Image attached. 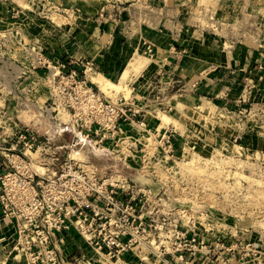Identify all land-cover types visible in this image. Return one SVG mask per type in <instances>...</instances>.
Returning <instances> with one entry per match:
<instances>
[{"label":"rangeland","instance_id":"obj_1","mask_svg":"<svg viewBox=\"0 0 264 264\" xmlns=\"http://www.w3.org/2000/svg\"><path fill=\"white\" fill-rule=\"evenodd\" d=\"M98 1L11 0L12 20L0 19V46L35 73L11 92L14 110L0 103V130L10 120L32 125L42 139L65 144L58 155L76 169L121 175L140 192L133 256L115 262L87 245L89 256L74 264H264V0ZM161 9L201 49L214 48L201 61H218L188 69L174 88L152 82L154 96L142 105L131 97L130 74L155 57L153 44L143 40L139 56L113 51L120 41L129 47L143 19L158 20ZM122 16L116 40L110 29ZM112 59L118 67H106ZM100 73L103 85L94 79ZM90 87L138 101L135 122L122 121L115 135L101 131L92 123L99 112L87 109ZM166 128L174 130L171 147L161 140Z\"/></svg>","mask_w":264,"mask_h":264},{"label":"built area","instance_id":"obj_2","mask_svg":"<svg viewBox=\"0 0 264 264\" xmlns=\"http://www.w3.org/2000/svg\"><path fill=\"white\" fill-rule=\"evenodd\" d=\"M84 91L85 100L98 104L88 101L89 113L98 111L100 116L92 123L101 131L110 129L111 135L122 131V121L135 122L141 111L133 99L104 98L92 87ZM8 129L0 132V205L14 228L13 251L28 264H68L59 255V242L75 232L109 260L132 257L141 230L139 189L121 175L76 169L72 158L58 155L66 145L55 144L50 136L42 139L32 125L10 120ZM173 135L169 128L160 133L170 147Z\"/></svg>","mask_w":264,"mask_h":264},{"label":"crops","instance_id":"obj_3","mask_svg":"<svg viewBox=\"0 0 264 264\" xmlns=\"http://www.w3.org/2000/svg\"><path fill=\"white\" fill-rule=\"evenodd\" d=\"M101 3H103V0L97 2L98 5H101ZM11 4V0H0V19L6 21L12 20L8 15V9H10ZM158 15L161 18L155 21H152L148 16L143 19V21H147V23L144 24L135 35L132 34V38L128 42V44H130L131 41L129 47L127 42L124 41V44H122L120 41V44L115 45L116 48L115 51H113L118 54H123L124 57L130 52L133 55L139 56V53L144 50L142 49L143 40H147L153 44V54L155 53V57H147V59H144L142 68L130 74V79H133L132 77L135 76L134 79L137 84V86L135 85V87L130 88L131 97H136V99L141 101L142 105L144 104L142 100L144 102V100L148 99L151 95L154 96V90L149 89V84L152 82L164 80L168 82V86L174 88L175 86L172 83L176 81L175 78L179 81L182 79L185 80V77L188 76V69L199 68L202 64L208 67V65H213V62L218 61L217 59L214 60L213 57L210 58L211 62H207L209 57L201 61L200 59H204L202 56L205 52L210 51L211 53H215L214 48L209 49L205 46L204 49H201L202 41L198 44L189 34L183 33L182 24L177 26L176 22H178V20H172L170 14L166 13V9H161ZM120 19L121 22H119L118 27L116 26L110 29L114 33L113 36L116 40L122 38L120 27L123 28V23L127 21L123 16ZM130 20L132 23L134 22L132 18ZM137 21L140 23V18ZM99 48L100 52H103L108 49V46H100ZM204 50L205 52H203ZM208 53L209 52H207V54ZM114 57L116 60L123 59L122 57L119 58L117 54H115ZM25 61L27 60H24L21 56L18 58L12 53V47L6 50V48L0 46V103L4 102L10 111L15 109H12V107L15 106L13 105L15 101L14 97L17 96L16 91L14 93L11 92L13 90H18L21 85L27 83V81H30L35 76V73L28 74V72H30L28 69L29 66ZM113 66L118 67L114 59L107 60L106 67ZM127 70L128 68H125L123 71H120L122 72L120 74V79ZM23 74L25 75L23 76ZM21 77H23V80H21ZM3 82L9 85V90H7L6 93L3 90ZM7 128L6 130H0V132L9 130ZM13 238L14 228L12 224L9 223V220L3 217L0 205V264L26 263L24 258H20L21 255H16V252L13 251ZM59 247L60 257L66 260L68 264H74L76 261L81 263L89 256L87 254L89 247L85 240L81 236L75 234V232L66 233L64 241L59 242Z\"/></svg>","mask_w":264,"mask_h":264},{"label":"bare ground","instance_id":"obj_4","mask_svg":"<svg viewBox=\"0 0 264 264\" xmlns=\"http://www.w3.org/2000/svg\"><path fill=\"white\" fill-rule=\"evenodd\" d=\"M102 78H103V75L101 73L94 77L95 80H97L98 82H100L103 85V79ZM106 82L109 85H115L114 83L110 82L109 80H107Z\"/></svg>","mask_w":264,"mask_h":264}]
</instances>
